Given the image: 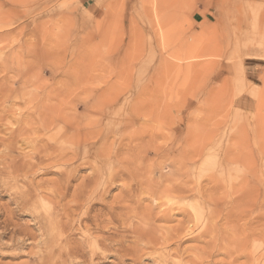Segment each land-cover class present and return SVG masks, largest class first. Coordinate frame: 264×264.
I'll use <instances>...</instances> for the list:
<instances>
[{
  "label": "rangeland",
  "instance_id": "1",
  "mask_svg": "<svg viewBox=\"0 0 264 264\" xmlns=\"http://www.w3.org/2000/svg\"><path fill=\"white\" fill-rule=\"evenodd\" d=\"M0 32V124L30 113L11 98L26 40L65 120L35 134L45 169L0 167V264H264V0H0Z\"/></svg>",
  "mask_w": 264,
  "mask_h": 264
},
{
  "label": "bare ground",
  "instance_id": "2",
  "mask_svg": "<svg viewBox=\"0 0 264 264\" xmlns=\"http://www.w3.org/2000/svg\"><path fill=\"white\" fill-rule=\"evenodd\" d=\"M15 3V2H14ZM3 21H2V26H3ZM2 30H4V29H2ZM4 31H6V30H4ZM6 33V32H5ZM0 34H1V32H0ZM1 36V35H0ZM0 41H1V39H0ZM18 42V41H17ZM20 42H22V41H20ZM32 41H29V44L27 43V40L25 41V45H24V47L23 48H21V50L18 52L19 54H20V60H19V63L18 64H20V66H22L23 65V63H22V61H23V59L26 57H32V61L34 62L35 60H33V59H36V56H37V53L35 52L36 51V49H35V47L34 46H29L30 45V43H31ZM23 43V42H22ZM21 43V44H22ZM35 43V42H34ZM17 44V43H16ZM28 44V45H27ZM14 45V44H13ZM12 45V46H13ZM19 45V44H18ZM33 45V44H32ZM6 46V45H5ZM21 46V45H20ZM47 46V45H46ZM1 47V46H0ZM18 47V46H17ZM34 47V48H33ZM43 47H45V45L43 46ZM42 47V48H43ZM7 49V48H6ZM11 49V48H10ZM20 49V48H19ZM44 49V48H43ZM41 50L40 52H41V57H42V59H43V63H45V65H47L48 64V60L46 59V57L48 56L49 57V55L48 54H50V53H48L49 51H47V50ZM5 51V50H4ZM16 51V50H15ZM18 53H17V55H18ZM4 54V53H3ZM51 55V54H50ZM14 56V55H13ZM15 57V56H14ZM47 57V58H48ZM51 57V56H50ZM2 58V57H1ZM27 58V59H28ZM15 59V58H14ZM25 60V61H28L26 64H25V71H24V73L23 74H21V75H18L17 77V80L15 79L16 77H13L14 79V83H17V84H20L21 86H22V88H20V89H22V90H20V89H15L16 91H18L16 94H14V95H12V100L15 102V100H19L20 101V103L22 102V104L24 105V104H26L25 106L27 107H25L26 109H28V107H30L31 106V108L28 110V111H30V113L28 112L27 113V116L25 115V114H23V115H25L26 116V118H25V120L26 121H24V119L22 120V117H21V115H20V117H21V120H19V119H16V118H18V117H15L14 118V120L12 119L13 117V115H14V113H16V112H12L13 111V109H12V111H10V112H12L11 114V116H10V113L8 114L7 112V114L5 113V115L4 116H6V115H9V117H11V119L15 122H13V124H15V126H17L18 125V128L17 129H15V130H12L11 129V127H6V122H5V126L3 125H1L3 128L1 129V131L2 130H5V132L10 128V130L8 131L9 132V137H7L5 140L2 138L3 136L1 135V137H0V146H2L3 147V149H4V145L6 144V140H7V143H9V144H11V145H13V147L16 145V144H18V142L19 141H21V143H23V142H26V141H28V144H27V142H26V144L24 143V145H26V146H28V145H30V146H32V147H34L35 148V151H36V147H38V151H37V153H39V154H37V156L36 157H32V158H29L28 156H26V157H28L30 160H26V158L25 157H23V158H19V156L17 155V156H13V155H8V157L10 158H4V157H0V167L1 168H10V175L12 174V173H14V172H16V173H25V174H28V173H31V170H33V169H35V168H44L45 169V165L48 163V161L47 160H49V159H47L46 160V164H44L45 163V157L47 156H45V153L48 151H50V150H52L51 149V146L49 145L50 143H51V140L50 141H48V142H50L49 144L48 143H43V141L44 140H46V139H44V140H42V139H40V137H38V136H40L41 135V133H43V136H47V137H49L50 136V133H51V128H52V126H54L55 125V122H56V118L57 119H59L58 121H59V123H62V124H64V122H65V120H64V118L61 116V115H59V113H56V115H54V112L52 111V107H51V104H52V102H51V104H50V100L52 99H50V97L53 95V94H55L54 92L52 93V95H51V90L53 89H51L50 90V88H49V86L50 85H48V84H45V80L46 79H48V75H50V71H48V69H44V72L43 73H40V71L39 70H37L38 68H40V69H42L43 67H40V65H39V67H36V65H37V62H36V65L35 64H31V63H33L32 61L30 62V58H29V60ZM40 59V58H39ZM49 60L51 59V58H48ZM17 60V59H16ZM18 61V60H17ZM51 61V60H50ZM50 63V62H49ZM17 64V65H18ZM38 64H40V62L38 63ZM24 67V66H23ZM19 68V67H18ZM49 68V67H48ZM20 69V68H19ZM19 73V72H18ZM14 75V74H13ZM6 76V75H5ZM15 76V75H14ZM8 77V76H7ZM6 77V78H7ZM12 77H10V78H12ZM76 77V76H75ZM3 78V77H2ZM5 79V78H4ZM3 79V80H4ZM8 79V78H7ZM81 79V78H80ZM2 80V81H3ZM11 80V79H10ZM6 81L7 80H5L4 82L6 83ZM88 82H89V80H88ZM2 83V82H1ZM4 83V84H5ZM13 83V82H12ZM4 84H2V85H4ZM1 85V84H0ZM8 85V84H7ZM10 85V84H9ZM11 85H13V84H11ZM5 86V85H4ZM2 87V88H4V89H6L5 87ZM19 86V85H18ZM20 86V87H21ZM25 87H30V89L31 88H35V91H36V89H39L40 87H42L43 88V92H41V90H39L43 95H42V97H40L41 95L40 94H38V93H40V92H38V91H36V92H38L37 94H35L36 92H32V91H30V92H24L23 91V88H25ZM51 87V86H50ZM53 87V86H52ZM1 88V86H0V89H2ZM12 87H10V88H8L7 90H9V89H11ZM13 88H16V86H14ZM19 88V87H18ZM4 89H2L3 91H4ZM33 89H31V90H33ZM7 90H5V91H7ZM12 90V89H11ZM14 90V91H15ZM19 90L21 91V92H19ZM24 90H27V89H24ZM57 90V89H56ZM60 90V89H59ZM2 91V92H3ZM4 91V92H5ZM13 91V92H14ZM53 91V90H52ZM58 91V90H57ZM0 92H1V90H0ZM4 92H3V94H1L2 96L4 95ZM11 92V91H10ZM57 93V92H56ZM60 93V92H59ZM62 93V92H61ZM60 93V94H61ZM7 94H10L9 92L8 93H6V96H7ZM12 94V93H11ZM0 95V98H2V96ZM56 95H58V94H56ZM63 95V94H62ZM11 96V95H10ZM55 96V95H54ZM58 97V96H57ZM4 98V97H3ZM5 100V99H4ZM10 100V99H9ZM54 100V99H53ZM53 100H51V101H53ZM13 101H11L12 103H13ZM8 102V101H7ZM18 102V101H17ZM16 103V102H15ZM14 103V104H15ZM19 103V104H20ZM21 104V105H22ZM9 105H12V104H9ZM22 105V106H23ZM27 105H30V106H27ZM15 106H16V104L14 105V107L13 108H15ZM3 107L1 106V108L0 109H2ZM5 109V108H4ZM8 109V108H7ZM7 109H5L4 110V112L7 110ZM25 109V110H26ZM2 111H3V109H2ZM18 111H20V110H18ZM1 113V112H0ZM19 114H22V113H19ZM1 115V114H0ZM29 115V116H28ZM2 116V115H1ZM0 116V123H1V121H8V119H7V117L8 116H6V118L4 117L3 119H2V117ZM15 116V115H14ZM17 116H19V115H17ZM25 116H23V117H25ZM4 119H7V120H4ZM2 123H4V122H2ZM57 123V122H56ZM12 124V123H11ZM12 124V125H13ZM19 124H20V127H19ZM126 124V123H125ZM14 126V125H13ZM14 126V127H15ZM56 127H58V124L56 125ZM5 128H7V130L5 129ZM13 128V127H12ZM58 129H59V127H58ZM83 130V129H82ZM84 131V130H83ZM82 131V132H83ZM4 133V132H3ZM37 133V135H38V133H40V135H38V136H36L35 137V134ZM81 133V132H80ZM0 134H2V133H0ZM7 133H5L4 134V137L5 136H7L6 135ZM30 134H34V137H27L28 135H30ZM157 134V133H156ZM156 134H154V135H156ZM31 135V136H32ZM61 135V134H60ZM58 137V136H57ZM56 137V138H57ZM68 137V136H67ZM154 137H156V136H154ZM43 138V137H42ZM66 139V138H65ZM68 139V138H67ZM66 139V140H67ZM77 139V138H76ZM156 139H157V137H156ZM155 139V140H156ZM49 140V139H48ZM78 140V139H77ZM82 140V139H81ZM53 141V140H52ZM62 141H64V140H62ZM69 141V140H68ZM60 142V141H59ZM74 142H76L75 141V139H74ZM79 142V141H78ZM8 144V146H11V145H9ZM20 144V143H19ZM41 144V145H40ZM68 144H70V142L68 143ZM22 145V144H21ZM63 146V145H62ZM78 146V145H77ZM137 146V145H136ZM12 147V146H11ZM24 147V146H23ZM53 147H54V145H53ZM52 147V148H53ZM81 147V146H80ZM130 148H128L129 149V151L131 150V145L129 146ZM15 148V147H14ZM79 148V147H78ZM134 148V147H133ZM16 149V148H15ZM56 149V148H55ZM63 149V148H62ZM22 150V149H21ZM78 150V149H77ZM133 150H137L136 148H134ZM139 150V149H138ZM53 151H54V149H53ZM52 151V152H53ZM79 151V150H78ZM52 152H51V155H52ZM82 152V151H81ZM126 152H128V150H126ZM133 152V151H132ZM55 153V152H54ZM71 153V152H70ZM128 153H131V151L130 152H128ZM128 153H127V155H128ZM49 154H50V152H49ZM126 154V153H125ZM58 155V154H57ZM64 155V154H63ZM66 155V154H65ZM67 155H69V153L67 154ZM79 155V154H78ZM83 155V154H82ZM130 155V154H129ZM128 155V156H129ZM98 156V155H97ZM53 157V156H52ZM54 157H56V154H55V156ZM53 157V158H54ZM78 157V156H77ZM49 158V157H48ZM63 158V157H62ZM62 158H58V159H60V162H63V161H61V159ZM65 158V157H64ZM68 158L69 157H67V160H68ZM72 158V157H71ZM83 158V157H82ZM57 159V158H56ZM57 159V160H58ZM66 160V159H65ZM64 160V161H65ZM73 160V159H72ZM5 161H8L6 164H3ZM50 161V160H49ZM52 162H53V160H51ZM50 161V162H51ZM74 161H76V160H74ZM49 162V163H50ZM59 162V160H58V163H60ZM54 164V163H53ZM62 164V163H61ZM69 164V163H68ZM67 164V165H68ZM4 165V166H3ZM48 165V164H47ZM56 165V164H55ZM73 165V164H72ZM82 165V164H81ZM62 166V165H61ZM63 166H65V164L63 165ZM62 166V167H63ZM79 165H76V167H78ZM51 167V166H50ZM69 167V166H68ZM72 167V166H71ZM49 168V167H48ZM47 168V169H48ZM52 168V167H51ZM73 169V168H72ZM41 170V169H40ZM75 170V169H74ZM33 171H35V170H33ZM37 171V170H36ZM39 171V170H38ZM37 171V172H38ZM50 171H52V170H49V172ZM73 171V170H72ZM77 171V170H76ZM36 172V173H37ZM42 172H43V170H42ZM48 172V171H47ZM58 172V171H57ZM59 172H61V171H59ZM34 173V172H33ZM32 173V175H34ZM76 173V172H75ZM42 174H44V173H42ZM73 174V173H72ZM30 175V174H29ZM59 175H60V173H59ZM65 175V174H64ZM66 176V175H65ZM71 176V175H70ZM73 176V175H72ZM61 177V176H60ZM63 177V176H62ZM61 177V178H62ZM74 177V176H73ZM72 177V179L71 180H73L74 178ZM17 178V177H16ZM71 178V177H70ZM88 178H90V177H88ZM64 179L65 178H63V181H64ZM16 180V179H15ZM55 180V179H54ZM62 180V179H61ZM61 180H60V184H61V186L62 185H64V183L62 184L61 183ZM91 180V179H90ZM62 181V182H63ZM59 182V181H58ZM67 182V181H66ZM66 182H65V185H66ZM81 182V181H80ZM54 185H55V183L54 182H52ZM57 183V182H56ZM243 183V182H242ZM60 184L58 185L59 186V188H58V190H60L61 191V189L63 188H60ZM68 184V183H67ZM84 184V183H83ZM83 184H81L80 183V185H82L81 187L83 188ZM87 184V183H86ZM57 185V184H56ZM64 185V186H65ZM70 185V184H69ZM80 185H78V186H80ZM88 185H89V183H88ZM68 186V185H67ZM78 186L76 185V187L75 188H73L74 189V191L75 192H77V190L78 189H81L80 187L78 188ZM101 186V185H100ZM117 186V185H116ZM70 187V186H69ZM69 187H67V188H69ZM85 187H88L87 185L85 186ZM48 188V187H47ZM56 188V187H55ZM76 188H78L77 190H76ZM90 188V187H89ZM106 188V187H105ZM109 188V187H108ZM159 188V187H158ZM53 189V188H52ZM88 189V188H87ZM91 189V188H90ZM97 188H95V190H96ZM101 189V188H100ZM166 189V188H165ZM35 190V189H34ZM33 190V191H34ZM37 190V189H36ZM35 190V191H36ZM39 190V189H38ZM37 190V191H38ZM43 191L45 190V189H42ZM48 190V189H47ZM50 190V189H49ZM48 190V191H49ZM54 190V189H53ZM63 190H65V188L64 189H62V191ZM83 190V189H82ZM82 190H78V191H82ZM89 190V189H88ZM188 191H189V189H187ZM48 191H46V192H48ZM66 191V190H65ZM72 192V194L74 193V197H75V192ZM90 191V190H89ZM89 191H87V193L86 194H88V192ZM39 192V191H38ZM50 192H53L52 190L50 191ZM67 192V191H66ZM83 192V191H82ZM82 192H81V196H82ZM97 192H99V189H98V191ZM172 192V191H171ZM170 192V193H171ZM252 192V191H251ZM256 192V191H255ZM36 192H34V194H35ZM41 193V192H40ZM55 193H59V192H55ZM63 193V192H62ZM62 193H60L61 194V196H62ZM70 193H71V191H70ZM78 193V192H77ZM76 193V194H77ZM85 193V192H84ZM84 193H83V195H84ZM91 193V192H90ZM121 193V192H120ZM28 194H30V193H28ZM27 193H26V195H28ZM37 194V193H36ZM49 195H50V193H48ZM64 194V193H63ZM102 194H103V192H102ZM102 194H101V197H102ZM252 194V193H251ZM256 194V193H255ZM31 195H33V193H31ZM71 195V194H70ZM89 195V194H88ZM119 195H121V194H119ZM118 195V196H119ZM34 197H35V195H33ZM38 196V195H37ZM51 196H52V194H51ZM56 196H58V195H56ZM64 196V195H63ZM62 196V197H63ZM91 196V195H90ZM98 196H99V193H98ZM29 196H26V198H28ZM32 197V196H31ZM34 197H32V198H34ZM41 197V196H40ZM52 197H54V196H52ZM52 197H50V198H52ZM70 197V196H69ZM73 197V198H74ZM77 197H79V193L77 194V196H76V198ZM82 197H84V196H82ZM81 197V198H82ZM100 197V198H101ZM36 198V197H35ZM76 198H74V200H76V201H78V204H80V200H82V199H76ZM80 198V197H79ZM243 198H245L246 199V195L244 194V197ZM243 198H242V200H243ZM42 199V198H41ZM70 199V198H69ZM248 199V198H247ZM246 199V200H247ZM249 199H251V198H249ZM252 199H254V198H252ZM38 200H40L39 198H38ZM57 200V199H56ZM83 200H84V198H83ZM82 200V201H83ZM41 201V200H40ZM40 201H38V202H40ZM100 201V200H99ZM258 201V200H257ZM52 202V201H51ZM74 202V201H73ZM243 202V201H242ZM113 203V202H112ZM136 203V202H135ZM125 204V203H124ZM138 204V203H137ZM239 204V203H238ZM245 204V203H244ZM258 203H256V205H257ZM118 205V204H117ZM243 205V204H242ZM255 205V206H256ZM126 206V205H125ZM129 206H131V205H129ZM151 206H152V204H151ZM154 206V205H153ZM152 206V207H153ZM237 206V205H236ZM236 206H234V207H236ZM245 206V205H244ZM243 206V207H244ZM74 207H76V205L74 206ZM80 207V206H79ZM83 207V206H82ZM112 207V206H111ZM157 207V206H156ZM90 208V207H89ZM107 208V207H106ZM130 208V207H129ZM60 209V208H59ZM157 209V208H156ZM241 209V208H240ZM256 209V208H255ZM48 210V209H47ZM112 210V209H111ZM151 210H152V208H151ZM160 210V209H159ZM239 209L237 208V211H238ZM49 211V210H48ZM52 211H54V209L52 210ZM130 211H131V208H130ZM153 211H154V209H153ZM169 211V210H168ZM101 211H99V213H100ZM133 212V211H132ZM154 213V212H153ZM209 213V212H208ZM54 214V213H53ZM70 215V214H69ZM68 215V216H69ZM134 215V214H133ZM65 216V215H64ZM168 216V215H167ZM170 216V215H169ZM168 216V217H169ZM238 216V215H237ZM253 216V215H252ZM48 217H50V216H48ZM89 217V216H88ZM93 217V216H92ZM241 217V216H240ZM55 218H57V217H55ZM63 218V217H62ZM67 218V217H66ZM65 218V220H67ZM84 219H86V218H84ZM109 219V218H108ZM161 219H163V217L161 218ZM213 219V218H212ZM211 219V220H212ZM259 219V218H258ZM52 220H54V219H52ZM50 221L49 220V224H50V227L53 229V230H56L57 228H59V227H61V228H64L65 227V230H63L64 232H62L63 234L65 233V231H66V223L65 224H63L64 223V218H63V220L61 221V219H60V221L61 222H63V223H59V222H55V221ZM128 220V219H127ZM67 221H69V220H67ZM83 221V220H82ZM138 221V220H137ZM84 222H85V220H84ZM87 222V221H86ZM85 222V223H86ZM151 222V221H150ZM169 222V221H168ZM237 222V221H236ZM69 223L70 222H68V224L67 225H69ZM83 223V222H82ZM192 223V222H191ZM250 223V222H249ZM252 223V222H251ZM256 223V222H255ZM46 224V223H45ZM250 225V224H249ZM44 226V225H43ZM46 226V225H45ZM80 226V225H79ZM145 226V225H144ZM190 226V225H189ZM229 226V225H228ZM41 227V226H40ZM84 227H85V225H84ZM83 227V228H84ZM148 227V226H147ZM180 227H182V225L180 226ZM180 227H179V229H180ZM188 227V226H187ZM43 228V227H42ZM70 228L72 229V227L70 226ZM141 228V227H140ZM150 228H151V226H150ZM184 228V227H183ZM182 228V229H183ZM254 228V227H253ZM41 229V228H40ZM70 229V230H71ZM147 229V228H146ZM167 229V228H166ZM179 229H178V232H179ZM188 229V228H187ZM256 229V228H255ZM67 230H69V229H67ZM189 230H190V228H189ZM188 230V231H189ZM258 230V229H257ZM41 231V230H40ZM57 231V230H56ZM134 231V230H133ZM174 231V230H173ZM181 231V230H180ZM183 231V230H182ZM43 232V231H42ZM175 232V231H174ZM258 232V231H257ZM262 232V231H261ZM44 233V232H43ZM59 233H60V231H59ZM156 233V232H155ZM181 233V232H180ZM183 233V232H182ZM182 233H181V235H182ZM192 233V232H191ZM194 233V232H193ZM260 233V232H259ZM263 233V232H262ZM261 233V234H262ZM47 234V233H46ZM157 234V233H156ZM167 234V233H166ZM174 234V233H173ZM175 234H177V233H175ZM175 234L174 235H172L173 237H174V239L176 240V238H175ZM203 234V233H202ZM64 235H66V233L64 234ZM69 235V234H68ZM179 236H181L180 234H178ZM229 235V234H228ZM254 235V234H253ZM255 235H256V233H255ZM92 236V235H91ZM166 236V235H165ZM188 236H189V234H188ZM52 237V236H51ZM150 237V236H149ZM193 237V236H192ZM191 237V238H192ZM219 237V236H218ZM254 237V236H253ZM259 237V236H258ZM55 238V237H54ZM61 238H63V237H61ZM66 238H70V236H68V237H66ZM65 239V238H64ZM72 239V238H71ZM70 239V240H71ZM155 239V238H154ZM178 239V238H177ZM190 239V238H189ZM193 239V238H192ZM253 239H255V237L253 238ZM263 240V239H262ZM55 241V240H54ZM68 241V240H67ZM100 241V240H99ZM143 241V240H142ZM193 241V240H192ZM255 241V240H254ZM257 241V240H256ZM53 242V241H52ZM106 242V241H105ZM157 242V241H156ZM262 242H264V241H262ZM45 243V242H44ZM49 243V242H48ZM51 243V242H50ZM54 243V242H53ZM72 243V242H71ZM84 243V242H83ZM155 243V242H154ZM163 243V242H162ZM161 243V244H162ZM256 243H258V242H256ZM56 244H57V242H56ZM242 244V243H241ZM240 244V245H241ZM63 245H66V240H65V243L63 244ZM109 245V244H108ZM113 245V244H112ZM61 246H62V243H61ZM74 246V245H73ZM78 246V245H77ZM238 246V244L236 243V247ZM241 246H244V245H241ZM241 246H238L237 247V249L238 248H240ZM51 247H53V246H51ZM56 247V246H55ZM81 247H83V246H81ZM80 247V248H81ZM96 247V246H95ZM57 248H58V246H57ZM79 248V247H78ZM79 248V249H80ZM138 248V247H137ZM165 248V247H164ZM168 248V247H167ZM72 249V250H71ZM70 250H69V252L70 251H72L73 252V248H71ZM82 249H84V247L82 248ZM81 249V250H82ZM134 249V248H133ZM245 249V248H244ZM110 250V249H109ZM171 250V249H170ZM99 251V250H98ZM104 251V250H103ZM151 251H154V249L153 250H151ZM42 252V251H41ZM84 252V251H83ZM246 252V251H245ZM61 253V252H60ZM63 253V252H62ZM79 253V252H78ZM77 253V251H76V254H78ZM81 254H82V252H81ZM237 254V253H236ZM254 254V253H253ZM56 255V254H55ZM62 254H60V256H61ZM68 255V254H67ZM70 255H71V253H70ZM74 256H76L75 255V252H74V254H73ZM252 255V254H251ZM250 255V256H251ZM256 255V254H255ZM51 256V255H50ZM69 256V255H68ZM98 256V255H97ZM169 256V255H168ZM187 256V255H186ZM253 256V255H252ZM54 257V256H53ZM52 257V258H53ZM64 257H65V255H64ZM260 257H263V260H264V254H262ZM59 259H61L60 257H58ZM213 259V258H212ZM249 259H251V258H249ZM258 259V258H257ZM37 260V259H36ZM80 260V259H79ZM255 260H256V258H255ZM40 260L38 259V262H39ZM46 262L48 261L47 259L45 260ZM254 262V261H253ZM260 262V261H259ZM177 263H178V261H177ZM208 263V262H207ZM225 263V262H224ZM229 263V262H228ZM258 263V262H257ZM264 263V262H263ZM40 264V263H39ZM58 264V263H57ZM184 264V263H183ZM189 264V263H188ZM203 264V263H202Z\"/></svg>",
  "mask_w": 264,
  "mask_h": 264
}]
</instances>
